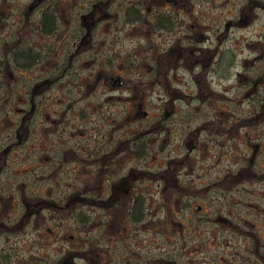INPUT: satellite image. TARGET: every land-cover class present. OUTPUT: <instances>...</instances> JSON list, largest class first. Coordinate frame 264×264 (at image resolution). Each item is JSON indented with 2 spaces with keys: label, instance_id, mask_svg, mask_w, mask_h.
Instances as JSON below:
<instances>
[{
  "label": "rangeland",
  "instance_id": "obj_1",
  "mask_svg": "<svg viewBox=\"0 0 264 264\" xmlns=\"http://www.w3.org/2000/svg\"><path fill=\"white\" fill-rule=\"evenodd\" d=\"M30 1L0 0V82L3 89H12L9 102L0 108V153L9 142L17 141L21 117L19 109H25L27 87L38 80L57 79L48 88L44 85L45 90L36 97L39 107L35 108L31 117L28 134L21 133V141L12 146L5 162L0 165V195L9 196L11 193L19 201L20 196L35 192L42 196H47L48 192L57 200L71 195L74 192L71 175L73 151L79 147H89L88 143L92 141L88 139L90 135L106 137L110 130L124 132V149L127 139L137 137L143 143L145 156L134 159L124 154V167L117 174H124V202H127L126 187L131 190L133 185H138L143 195L144 214L136 229L131 230L124 222V244L118 238L116 245H107V264H127L128 260L140 264L151 258H164L168 254L175 256L177 264H262L252 254V249L254 242L260 240L262 246L258 247V253L264 254V182L254 180L235 184V179L228 175L226 180L230 182L221 183L219 191L209 192L204 199H189L187 207L180 210V203L174 205L162 199L164 196L170 199L169 188L146 180L129 183L127 179L137 175L138 171L164 169L168 160L175 159L177 169H180L178 179L188 181L190 186L191 183L197 186L236 171L251 158L254 146V164L264 171V123L255 124L251 131L248 128L240 130L241 136L247 130L249 138L242 136L232 139L230 131L218 133L224 126V123L218 122L224 121L227 116L243 117L251 113L248 100L236 103L245 87L241 84L246 80L238 79L232 71L231 80L234 79V82H226L219 87L214 85L213 92L219 100L211 102L205 101L211 92H200L195 84H191L186 71L179 69L176 77L180 80H176V86L173 85L176 90H164L153 82L154 70L151 67L156 39L144 26L123 24L122 0L111 3L107 19L84 37V49L79 52L75 50L85 33L81 26L82 16L87 14L95 0H47L56 21L51 35L39 33L40 11L29 12L27 5ZM238 1L199 0L198 7H193L191 11L192 17L197 19L200 14H207L208 17L205 15L201 24L209 27L205 35L211 36L215 29L222 31V20L238 13ZM257 3L256 16L246 27L234 26L225 31V46L236 54L237 69H241L242 61L251 59L254 52L264 58V0H257ZM29 15L30 24L24 20ZM192 17L185 18L178 32L190 31L189 25L194 24ZM192 33L195 34L196 30ZM13 45L20 48L29 46L40 53L39 60L30 69H16L9 55L3 53ZM73 53L75 57L69 62ZM127 57L129 66L124 67V58ZM106 59L113 65L111 72V67L106 66ZM6 60L10 65H6ZM261 63H257L256 69L248 61L244 68L252 75L256 73L257 77L263 70L258 68ZM63 69H67V72L60 75ZM113 73L124 78V86L108 85ZM261 80H264L263 76ZM184 81L189 84L184 85ZM2 110L8 112V117L2 116ZM80 112L86 116H80ZM259 117L263 119L264 114ZM212 139H218V144L213 145ZM187 144L197 145L193 151L192 168L187 166L185 157ZM61 148L65 149L64 155L60 156L62 165L55 172L56 163L50 161V157ZM117 193L120 195L118 188H113L112 194ZM241 198H245L249 205L241 206ZM169 205L177 217L174 221L187 224L182 233V238L187 240L185 248L181 238L173 241L168 237L169 232L154 225L158 217L162 219L166 215ZM195 205L202 206L201 215L208 218L203 223L201 221L197 229L193 226L198 217L193 213L196 212ZM220 206L218 216L217 208ZM115 208L119 209L116 212L122 211L120 205L112 208V211ZM13 209L14 203L6 199L0 205L2 212ZM189 213L192 217H189ZM225 216L230 219V224L221 219ZM188 218H192L190 225ZM234 225L237 229L231 231ZM238 227L253 231L255 236L249 238L248 233L242 235L246 232ZM88 232V236L99 238V232L94 234L89 229ZM177 232L174 229L173 235L176 236ZM4 234H8V241L11 242V239L20 236V231L12 229ZM19 241L11 251L1 247L3 242L0 238V254L8 252L10 259H26L29 251L25 248L28 247L24 241L21 244ZM63 242L70 247L67 237L63 238ZM34 249L37 255L41 254L49 260H56L63 254L54 248L41 251L37 246ZM95 252L99 253L100 250L96 249ZM77 263L90 264L88 260Z\"/></svg>",
  "mask_w": 264,
  "mask_h": 264
},
{
  "label": "flooded vegetation",
  "instance_id": "obj_2",
  "mask_svg": "<svg viewBox=\"0 0 264 264\" xmlns=\"http://www.w3.org/2000/svg\"><path fill=\"white\" fill-rule=\"evenodd\" d=\"M106 1L107 0H104V2ZM115 1L116 0H110L109 7L111 3ZM200 1L202 2L204 0ZM149 2L150 4H147ZM151 2L152 0H122L120 6L122 9L123 24L125 23L131 27L139 25L144 26L146 31L156 39L153 44L154 58L151 68L154 70L156 78L155 83L158 87L164 90H170L171 88L176 90L173 85L176 86V82L180 80L179 78L177 79L176 75L179 69H184L191 79V84H195L200 92H211V94H209L210 98L207 96L205 101L210 100L214 102V97H218V95L213 92L214 85L219 87L223 85V83L230 81L234 82V79L231 80L232 71H234L235 74L233 73V75L238 79L244 78L246 80L245 83L241 84L242 87L245 86L243 88L246 92L264 91V80H261L262 76L264 77V58H262V55H258L254 52L252 54L253 57L249 60L244 59L242 61L243 67L237 69L236 54L225 46V31L234 26L246 27L250 21L255 18V11L258 6L257 0H239L237 4L238 13L235 15L233 14L232 17L226 20H222V31L215 29L211 36L205 35L209 27L201 24L205 19V15L208 17L207 14L204 15V13H202L196 17L197 19L192 17L191 11L193 7H198L199 0H153V3ZM90 6H92V4H90ZM27 7V10L31 13L40 11L38 25L40 24L42 12H53L47 0H43L42 2L41 0L39 2L38 0H31ZM109 7L107 8L108 13L110 10ZM129 12H136V14L129 16ZM108 13L105 14L104 20L107 19ZM29 17L30 15L24 17V20L28 24H30ZM137 17L140 18L139 21ZM191 17L194 24L189 25L188 30L190 31H187V33H182V30L178 32L180 27H183L186 21L185 18L191 19ZM216 22L218 23V21ZM194 30H196L195 34L192 33ZM149 34H146V36ZM12 47H14V45ZM225 49L229 50L233 56V58H228L230 60L224 58L223 51ZM7 51L3 52L4 55L7 54ZM248 61L256 69L257 63L263 62L258 67L263 70L261 73L257 74V77L255 76L256 73L252 75V73L245 72L246 68H244V65ZM112 70L113 68H111L109 72ZM113 74L114 75L109 78L110 81L108 85L124 86V78L118 73ZM226 75L228 76L226 77ZM253 76H255V78H253ZM187 84L189 83L184 81V85ZM246 86L248 88H246ZM2 93V85L0 82V94L3 97L0 99V108H4L3 104L9 102V96L12 90L11 93L7 95L8 97H4L6 93L3 95ZM121 102H124V99H121ZM168 102L173 101L169 100ZM27 106L28 102L25 108ZM37 107L39 106L37 105ZM26 109L22 107L19 111L23 114ZM79 114L81 116V112ZM2 116L8 117V112L2 110ZM227 119L225 118L224 121L218 123L226 124L227 121L225 120ZM260 123H264V118ZM218 133L219 135L224 134L222 131ZM230 135L232 139H239L241 137L239 130ZM242 136L249 138L247 132H244ZM88 139L90 141L92 140L88 143L89 147H79L73 151L74 164L72 166L71 175L74 192L72 197L65 196L57 200L50 196L48 192L46 194L47 196H42V194L39 195L38 192H35L33 194L30 193L29 195L20 196L19 201L18 198L11 193L9 196L0 195V205L3 204V201L6 199V201L13 202L15 207V209L10 212L0 211L1 235L3 232L2 237H0L3 242L1 247H7L13 251V245L16 246L20 240L19 244L24 241V245L28 247L25 249L27 252L29 251L26 259L20 260L10 259L8 252L0 254V264H78L77 261L81 262L87 260L90 264H107L105 261L108 258L107 245L109 243H113L112 246L116 245L118 238H120L122 244H124V222L131 230L135 229L126 220V209L133 196L140 194L143 198V195L138 185H133L131 190H128L126 187L127 192H125V198L127 202H124V174H117V172L121 171L124 167V132L115 133L113 130H110L106 137L90 135ZM217 140L218 139H212L211 143L213 145L218 144ZM125 144H129V141L126 140ZM247 144H250V142H247ZM196 146L195 144L191 146L187 144L185 157H187V166L190 168H192V157L195 156L193 151L196 149ZM61 149V151L55 150L54 153H52L57 154L56 157L52 155L50 157V161L56 163V167L54 168L55 172H57L62 165L60 156L64 155L65 149ZM254 149L252 156L256 154L255 146ZM10 151L11 149L4 147L0 153V165L5 162ZM252 156L248 160L249 168L251 167ZM175 161L176 160L173 159L168 160L167 163H170L169 165L166 164L168 167L164 168L169 169L167 170L168 173H171L170 170L173 171L174 179L170 178L169 185H160L169 188L171 191L169 195L170 199L166 196L162 199L169 203L172 202L174 205L179 203L180 200L189 204V199L191 198L186 195L178 198L174 196V187L177 185V182H179V186L187 184L191 187L193 184L191 183L190 186L188 181H181L178 179L177 176L180 169H177ZM225 181L230 182V180ZM221 182L222 181L219 183L220 185ZM202 185H204V183L195 187ZM207 186L208 185H206V187ZM115 187L118 188L120 195H118V193L116 195L112 194V190ZM134 189L138 191H134ZM205 196L206 191L195 197L204 199ZM69 203H71V205H68ZM117 205H120L122 211L116 212L119 209L115 208V212H113L114 210L112 211V208ZM196 206L199 208L194 209L196 212L193 213H201L202 206L195 205L194 207ZM84 209H89V211H84ZM166 210L164 219H159V221L166 220L167 224L163 222L165 227L163 231L172 234L174 233V229H176L178 235H183V229L187 224L177 220L174 221L177 217L173 212L171 213V205H169ZM189 214V217H192L191 213ZM2 215L5 216L3 217ZM203 219L204 218L197 217L195 224L201 223L200 221L203 223ZM187 223L190 225L192 223V218H188ZM12 229L20 231V236L11 239V242H9L7 238L8 234L4 233L11 232ZM88 229L90 232H94V234L99 232V238L88 236V234H90ZM195 229H197L196 226ZM241 231L246 232V229ZM80 233H82V236ZM64 237H67V241L70 242L69 248L64 245ZM37 246H40L41 251L54 248L57 252L63 254L56 260H49L41 254H36L37 252H35L36 250L34 248ZM96 249L100 250V252H95Z\"/></svg>",
  "mask_w": 264,
  "mask_h": 264
},
{
  "label": "trees",
  "instance_id": "obj_3",
  "mask_svg": "<svg viewBox=\"0 0 264 264\" xmlns=\"http://www.w3.org/2000/svg\"><path fill=\"white\" fill-rule=\"evenodd\" d=\"M100 1V2H99ZM110 0H107L106 2H104V0H96L95 2L92 3V6H89V10L87 12V14H84L82 16V20H81V26L83 27V29L85 30V33H83V37L80 39L79 44L76 47L75 52H79L82 51L84 49V44H83V40L84 37L89 35L95 28V26L97 24L100 23V21L105 19V14L108 13L107 8L109 7V2ZM258 5V3H257ZM136 12H129V16L135 15ZM139 18V17H137ZM140 20V18L138 19V21ZM55 17H54V12H50V11H44L41 13V20H40V24L38 25V31L41 35H51L54 30H55ZM224 53V58L228 59V58H233V56L231 55V53L229 52V50L225 49L223 51ZM7 54L9 55V60L12 63L13 67H15L16 69H20V70H27L32 68V66H34L36 64V62L39 60L40 58V53L36 52L35 50H33L32 48H30L29 46L27 48H20L18 47V45H15L14 47L10 48L7 51ZM75 53H73V55H70L71 57L69 58V62L70 60H73V58ZM230 60V59H228ZM6 65H10L9 61L6 60L5 61ZM263 63V62H262ZM106 66L108 68H113L112 63L109 61V59H106ZM129 66V59L124 58V67ZM61 67V66H60ZM67 72V69H63L62 72L60 73V75H63V73ZM245 72H248V69H245ZM230 74V73H229ZM154 78H153V82H156V78H155V73L153 74ZM228 75H226L227 77ZM57 78L53 79H43V80H38L36 82L33 83L32 86H28L26 89V95H27V102H28V108L23 112V114H21L20 117V122L18 124L17 130H18V137L16 142H9L7 144V148L9 149H13L12 146L19 144V142L21 141V133L24 132L25 135L28 134V130L30 128V123H31V117L33 115V113H35V108H37V104H36V97L38 96V94L42 93L44 90L43 88H45L44 85H46V88H48L50 86L51 83H53ZM246 88H248L246 86ZM11 87H8L7 90L2 88V95L4 93H6V95H9L11 93ZM43 90V91H42ZM251 93V94H250ZM3 98L0 94V99ZM210 98V96H209ZM216 97H214V101H217L219 99H215ZM249 103V106H251V113L247 116H236L233 115L232 116H227V119L225 121H227V125L226 126L224 124L223 128H222V132H231V134L235 133L236 131L242 130V129H246L248 128L250 131L252 129L255 128V124L260 123V121H262L263 119H261L259 117L260 114H264V91H254V92H246V90L243 89V94L242 96L236 101L237 104L247 101ZM81 115L83 117H85L86 115L81 113ZM20 132V133H19ZM247 132V130H246ZM241 136V135H240ZM242 137V136H241ZM129 140V144H127V146L124 149V153L127 154L128 157L130 158H134V159H139L145 156L144 151V146L142 141H140L141 139L137 138V137H133ZM131 142V143H130ZM53 157H56L57 154H52ZM175 160V159H173ZM170 162L167 163V165H169ZM242 166L239 167L238 170L233 171L232 173H227L226 175H222L219 176L217 178H214V180L211 181H207L204 183V185L199 186V187H195L193 184L191 187H189L187 184H184L183 186H179V182H177V185L174 187L175 192H174V196L181 197L183 195H186L189 198H194L197 195H200L202 192L206 191V196L207 194H209V192H217L221 189V187H219V183L220 181H222L221 183H224L226 180V176H232L235 179V184H245V183H250L253 182L254 180H258L261 182H264V171L259 170L255 164H254V159L252 158V162H251V167L249 168V162L247 161V163L243 162L241 164ZM168 167V166H166ZM247 167V168H246ZM169 169H154V170H143V171H138L137 175L135 176H129L127 177V179H129V183L133 180H142L143 182L149 181V182H155L158 183L160 185L164 184V185H169L170 184V178H173V171H171V173H168ZM172 176V177H171ZM60 177V174H58V178ZM58 178H56V180H58ZM219 184V185H218ZM206 185H208L206 187ZM28 191L27 187H26V192ZM70 197L73 196V193L71 195H69ZM143 198L140 194H136L135 196H133L128 204V207L126 209V220L128 221V223L134 227L136 229V227L138 226V223L142 220L143 218V210H144V202H143ZM238 202V200H237ZM181 205L179 206V209H185L188 205L187 202L180 200L179 202ZM239 203L241 204V206H247L249 205L247 203V200L245 198H241L239 199ZM68 205H71V203H69ZM230 206V205H228ZM221 211V206L219 207V209L217 208V215L220 216V212ZM172 213V210H171ZM203 213V212H201ZM201 213H198V217L200 218H204V220H207L208 218L204 217L203 215H201ZM195 214V213H194ZM159 217L156 220L155 225L160 229L165 228L163 225V222L166 223L165 221H159ZM164 217L160 220H163ZM222 220H224L226 223L230 224V219H227V216L225 217H221ZM201 222V221H200ZM196 226L197 228L201 225V223L199 224H195V221L193 223V226ZM194 226V227H195ZM217 226H220L219 224H217ZM241 230L245 229L243 227H238ZM228 229V228H227ZM234 229H237L234 225V227L231 228V231H233ZM229 230V229H228ZM235 232H238L237 230H235ZM249 235V238L254 237L255 233H253V231H246V233H243L242 235L245 236V234ZM174 233H169L170 239H174L175 238H181V243L183 245V248H185L186 244H187V240L183 239L182 235H173ZM171 235V236H170ZM252 241V240H251ZM255 246L252 249V254L257 257V259L264 264V254H260L258 253V247L262 246L261 241L257 240L254 242ZM201 245H203V243H201ZM129 261V260H128ZM127 264H134V263H130V261ZM135 264H139V263H135ZM140 264H177V260L175 258V256L173 255H166L164 256V258L161 259H149V260H145L143 263Z\"/></svg>",
  "mask_w": 264,
  "mask_h": 264
},
{
  "label": "water",
  "instance_id": "obj_4",
  "mask_svg": "<svg viewBox=\"0 0 264 264\" xmlns=\"http://www.w3.org/2000/svg\"><path fill=\"white\" fill-rule=\"evenodd\" d=\"M195 209H198L199 207L198 206H196V207H194Z\"/></svg>",
  "mask_w": 264,
  "mask_h": 264
}]
</instances>
